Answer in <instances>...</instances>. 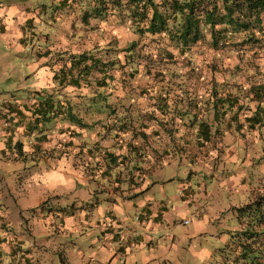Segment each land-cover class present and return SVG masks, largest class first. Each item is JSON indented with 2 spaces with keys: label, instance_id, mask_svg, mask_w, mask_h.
<instances>
[{
  "label": "crops",
  "instance_id": "1",
  "mask_svg": "<svg viewBox=\"0 0 264 264\" xmlns=\"http://www.w3.org/2000/svg\"><path fill=\"white\" fill-rule=\"evenodd\" d=\"M87 1L0 0V264H176L178 224L187 227L179 264H210L213 238L223 263L233 254L234 264H251L240 259L237 210L254 202V146L263 147L264 131L238 132L227 115L210 140H194L193 127L185 138L164 134L155 88L135 96L144 124L151 111L157 117L146 137L115 135L114 123L135 114L124 91L106 90L105 101L92 94L91 103L88 90L52 81L66 53L92 51V24L106 23H81ZM37 27L46 34L35 36ZM44 91L70 102L88 128L66 137L55 119L31 130L34 92ZM221 161L234 169L220 177Z\"/></svg>",
  "mask_w": 264,
  "mask_h": 264
},
{
  "label": "trees",
  "instance_id": "2",
  "mask_svg": "<svg viewBox=\"0 0 264 264\" xmlns=\"http://www.w3.org/2000/svg\"><path fill=\"white\" fill-rule=\"evenodd\" d=\"M87 2L88 8L82 12L80 18L83 25H89V20L100 22L112 18L140 36L167 34L178 44L182 55L206 36L209 37L210 46L214 51L226 48H238L242 51L247 46L255 49L254 57H259L264 51V0H88ZM96 29L97 25L92 24V30ZM110 46V44L107 46V50L103 47H94L90 52L69 55L66 53L64 66L54 74L52 81L59 89L72 87L88 90L91 96L87 99L91 103L92 94L93 97L105 101L110 96L105 94L106 90L124 91L125 96H129L131 107L135 108V114L131 115V120L127 123H114L115 135H118L117 132L127 130L125 134H129V137H146L145 131L149 128L147 123L156 119V116L154 111H151L150 115H147L146 124L141 121L135 96L149 94L147 92L150 91L149 88L133 85V81L138 74L144 78L163 77V70L153 72V68L143 66V71L140 73L139 55L135 50L137 45L134 42L119 50L122 54L121 59H107ZM159 53L157 52L156 58H162ZM166 56L171 59L172 54L168 53ZM225 88L224 84L212 83L210 90H206L204 101H201L203 93L197 101L190 95L183 99L180 93L177 98L169 91L163 92L161 86L159 90L157 88V102L161 103L159 114L163 116L162 120L166 119L163 123L165 127H162L163 133L168 135L176 133L179 138H185L188 128L193 127L194 140H210L212 135L216 136L220 133L219 124L216 125L218 128L214 132L211 131L212 125L227 115L229 121L236 122L238 132L243 127L248 131H264V82L254 83L242 92L236 86L232 87V91H226ZM33 98L36 102L30 112L31 130L38 131L55 119L67 124L66 137L72 136L73 133L76 135L74 129L78 128L82 131L88 128V122L72 111V104L67 100L55 98L54 93L47 91L34 92ZM241 99L245 100V103L240 104ZM249 104L252 108L247 109ZM112 105L117 108L118 103ZM115 110L112 113H115ZM243 110H252V114L239 120V114ZM201 111L208 112L212 117L211 120L201 121L198 118ZM167 124L170 125L169 128ZM102 127L106 128L110 125L107 123ZM153 132L152 129L151 133ZM260 197L261 199L237 210L238 221L243 227L237 234L242 248L240 259L247 260L251 264H264V196Z\"/></svg>",
  "mask_w": 264,
  "mask_h": 264
},
{
  "label": "rangeland",
  "instance_id": "3",
  "mask_svg": "<svg viewBox=\"0 0 264 264\" xmlns=\"http://www.w3.org/2000/svg\"><path fill=\"white\" fill-rule=\"evenodd\" d=\"M105 22V25L101 24L96 30H92L91 41L88 40L92 49L103 47L107 50V46L110 44L107 59H121L122 54L119 53V50L131 42L136 43L135 50L139 55L140 73L143 71V66L153 68V72L163 70V77L152 78L149 76L144 78L138 74L133 81V85H138L139 88H149L148 91L152 94L155 88L159 90L161 86L163 92L165 90L169 91L171 95L175 94L177 98L181 93L183 99L190 95L198 101L200 94L203 93L201 101H204L206 100V97H204L206 90H210L212 83L226 85V91H232V87L236 86L242 92L243 88L248 89L254 83L264 82V51L259 57H254L255 49L247 46L242 51H239L238 48L214 51L210 46L209 37L206 36L202 41L189 47L188 51L182 55L177 46L178 44L172 41L170 35L140 36L134 30L127 29L124 24L112 18ZM46 30L47 28L37 27L33 30V33L35 36H40L41 33L45 35ZM87 34H82V39H87ZM157 52H160L162 58H156ZM168 53L172 54L171 59L166 56ZM154 103H151V106H154ZM262 146L261 148L257 143L254 146V201L261 199L260 196H264V193H262L264 192L263 178L258 179L264 174V144ZM233 169L234 166L225 164L223 161L216 164V171L220 177L224 176L226 172L233 171ZM186 229L187 227L178 224L173 233L177 238L175 242L177 247L175 252H171V256H174L176 264H179L178 261L182 260V249L178 243L179 231L183 233ZM200 243L205 245L204 241ZM219 245L218 238H213L208 243V248L213 251V254L217 255V258L212 257L210 264H234L233 254H228L229 260L224 263L219 259V253L216 251L221 247Z\"/></svg>",
  "mask_w": 264,
  "mask_h": 264
},
{
  "label": "built area",
  "instance_id": "4",
  "mask_svg": "<svg viewBox=\"0 0 264 264\" xmlns=\"http://www.w3.org/2000/svg\"><path fill=\"white\" fill-rule=\"evenodd\" d=\"M184 223L187 224V221H185Z\"/></svg>",
  "mask_w": 264,
  "mask_h": 264
}]
</instances>
